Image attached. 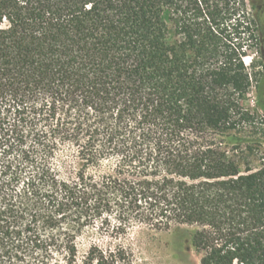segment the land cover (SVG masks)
Wrapping results in <instances>:
<instances>
[{
	"label": "trees",
	"instance_id": "16d2710c",
	"mask_svg": "<svg viewBox=\"0 0 264 264\" xmlns=\"http://www.w3.org/2000/svg\"><path fill=\"white\" fill-rule=\"evenodd\" d=\"M253 50L262 118L242 104ZM262 142L264 0H0V264H76L97 221L264 264Z\"/></svg>",
	"mask_w": 264,
	"mask_h": 264
},
{
	"label": "rangeland",
	"instance_id": "374dc122",
	"mask_svg": "<svg viewBox=\"0 0 264 264\" xmlns=\"http://www.w3.org/2000/svg\"><path fill=\"white\" fill-rule=\"evenodd\" d=\"M249 11L251 12L250 6ZM261 61L260 55L255 50L249 52L246 64L253 78V87L242 104L246 109L257 112L262 118L263 112L259 108L256 89L261 80ZM258 121L260 126L262 121L260 118ZM260 136L259 134L257 138L260 139ZM262 143L261 149L254 157L255 169L260 168L264 162V142ZM77 245L79 255L76 264H83L84 257L92 246H99L107 251L116 245H122L132 252L133 258L130 264H200V257L192 247L191 238L186 232L156 233L143 227H135L116 240L112 239L108 232L101 230V223L97 221L79 235ZM38 259V256L27 253L24 261H16L14 264H36Z\"/></svg>",
	"mask_w": 264,
	"mask_h": 264
}]
</instances>
